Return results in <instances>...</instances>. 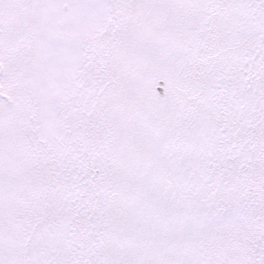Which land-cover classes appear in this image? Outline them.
Masks as SVG:
<instances>
[{
    "label": "snow or ice",
    "instance_id": "1",
    "mask_svg": "<svg viewBox=\"0 0 264 264\" xmlns=\"http://www.w3.org/2000/svg\"><path fill=\"white\" fill-rule=\"evenodd\" d=\"M0 264H264V0H0Z\"/></svg>",
    "mask_w": 264,
    "mask_h": 264
}]
</instances>
